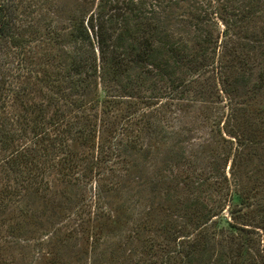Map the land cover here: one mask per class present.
Here are the masks:
<instances>
[{
  "label": "trees",
  "instance_id": "16d2710c",
  "mask_svg": "<svg viewBox=\"0 0 264 264\" xmlns=\"http://www.w3.org/2000/svg\"><path fill=\"white\" fill-rule=\"evenodd\" d=\"M0 264H264V0H0Z\"/></svg>",
  "mask_w": 264,
  "mask_h": 264
},
{
  "label": "rangeland",
  "instance_id": "374dc122",
  "mask_svg": "<svg viewBox=\"0 0 264 264\" xmlns=\"http://www.w3.org/2000/svg\"><path fill=\"white\" fill-rule=\"evenodd\" d=\"M38 205H40V204L39 203L38 204L35 203L34 207H36L38 209L39 208L42 209L41 205L40 206H38ZM50 210H52L51 207H49V206L46 207L45 213H44V217L40 219L41 223L44 224L43 225L44 227H42L41 224H33L32 227H31V231L28 228V231H27L28 232L27 233L28 236H33V237H35L36 239H39V240H47L48 238L51 237V233L53 232V230L55 228L61 226L62 222H65V223L67 222V219L63 218L64 214L59 212L57 215H55ZM47 221H50L51 224L48 225ZM46 226H47V230L44 229ZM33 243L34 242H32V244ZM66 250H69V251H66ZM65 251H66L65 252V256H66L67 259L73 258L72 257L73 256V252L70 251V248L66 247ZM15 254H16V257H17L18 256L17 252H15Z\"/></svg>",
  "mask_w": 264,
  "mask_h": 264
}]
</instances>
